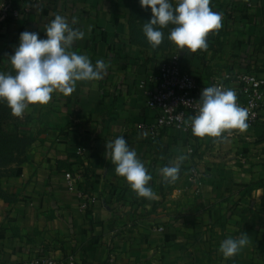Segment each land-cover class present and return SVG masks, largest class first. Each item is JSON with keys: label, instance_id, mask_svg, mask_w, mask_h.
I'll list each match as a JSON object with an SVG mask.
<instances>
[{"label": "crops", "instance_id": "0c3cea01", "mask_svg": "<svg viewBox=\"0 0 264 264\" xmlns=\"http://www.w3.org/2000/svg\"><path fill=\"white\" fill-rule=\"evenodd\" d=\"M32 1L23 0L33 7L30 16L0 27V72L14 70L8 57L20 34L46 39L57 14L84 33L72 51L109 67L103 79L77 82L69 96L54 92L48 104L29 105L21 118L34 142L26 161L0 176V264L68 255L77 264H264V111L243 133L190 139L168 130L152 142L144 126L156 112L140 87L174 52L203 86L232 70L260 74L264 0H210V8L222 13V27L207 35V50L196 53L173 43L167 50L147 46L143 25L152 12L139 0ZM119 136L152 176L155 199L138 197L106 158V142ZM181 155L187 158L178 180L164 182L159 170ZM191 167L203 173L200 187L188 181ZM66 172L80 175V189L93 197L87 212L67 191ZM241 233L249 243L225 259L220 243Z\"/></svg>", "mask_w": 264, "mask_h": 264}, {"label": "clouds", "instance_id": "9594fccd", "mask_svg": "<svg viewBox=\"0 0 264 264\" xmlns=\"http://www.w3.org/2000/svg\"><path fill=\"white\" fill-rule=\"evenodd\" d=\"M139 2L142 8H150L152 12L151 20L143 25V33L152 49L162 44V29L171 26L167 39L180 50L206 51L207 35L222 27V13L210 8V0H176L175 6L170 0ZM73 23H76L75 18ZM45 33L47 38L40 39L36 32H22L19 46L8 57L15 75L0 72V100L7 102L14 117L23 118L29 105L48 104L54 92L71 95L77 82L103 79L109 67L102 59L93 64L87 55L72 51L75 42L84 38V33L74 29L65 17L57 14L46 26ZM199 101L198 114L188 118L194 136L221 138L226 131L243 133L249 128L248 109L237 104L234 90L220 85L205 87ZM106 149V158L115 165L117 176L125 178L138 197L155 199L156 193L148 186L152 176L124 137L106 142ZM186 158L181 155L159 170L164 182L173 184L178 180ZM248 243L246 233L237 238L230 236L220 243L219 252L225 259L233 258Z\"/></svg>", "mask_w": 264, "mask_h": 264}, {"label": "built area", "instance_id": "2783aa9c", "mask_svg": "<svg viewBox=\"0 0 264 264\" xmlns=\"http://www.w3.org/2000/svg\"><path fill=\"white\" fill-rule=\"evenodd\" d=\"M32 2L36 5L41 0ZM32 9L33 7L23 3V0H0V27L9 22H17L23 16H30ZM149 84L152 85L151 89H148ZM214 85L234 90L237 93V104L248 109V129L258 125L261 113L264 111V67L260 74L232 70L225 74L221 81L203 86L195 77L182 69L180 54L174 52L161 60L156 75L142 81L140 85L146 96L147 107L156 112L154 122L144 126L149 131L152 142H156L161 134L168 130H176L190 139H195L188 118L198 114L203 88ZM187 152L188 155L193 156L195 149L190 148ZM78 153L80 154L81 150ZM188 181L193 186L200 187L203 173L196 167H191ZM64 182L67 191L78 199L80 211L87 212L94 199L89 193L80 189V175L66 172ZM24 264H77V262L73 255L64 258L38 256Z\"/></svg>", "mask_w": 264, "mask_h": 264}, {"label": "trees", "instance_id": "16d2710c", "mask_svg": "<svg viewBox=\"0 0 264 264\" xmlns=\"http://www.w3.org/2000/svg\"><path fill=\"white\" fill-rule=\"evenodd\" d=\"M170 27L171 26L162 29L164 40L155 50H167L171 48L172 42L167 39ZM143 44L145 45V42ZM147 46H150V44L148 43ZM33 142L34 138L20 125L19 118L12 115L7 102L0 100V163H6L7 160L9 161V156H12V151H9V156L3 154L7 152V150L14 149L17 157L12 159V162L16 164L15 167L20 166L26 161L27 151ZM15 167L0 172V176L11 174Z\"/></svg>", "mask_w": 264, "mask_h": 264}, {"label": "rangeland", "instance_id": "374dc122", "mask_svg": "<svg viewBox=\"0 0 264 264\" xmlns=\"http://www.w3.org/2000/svg\"><path fill=\"white\" fill-rule=\"evenodd\" d=\"M6 70H7V69H6ZM11 74H12V75H15V71L12 70ZM19 120H20V125H21L22 127H24L21 118H19ZM9 151H12V156H9ZM3 155H8V156H9V161L7 160L6 163H0V172L7 171V170L12 169L13 167L16 166V164L12 162V159H15V158L17 157V156H16V153H15V151H14V149H12V150H7V152H4Z\"/></svg>", "mask_w": 264, "mask_h": 264}]
</instances>
